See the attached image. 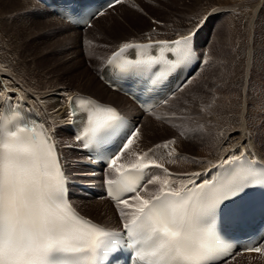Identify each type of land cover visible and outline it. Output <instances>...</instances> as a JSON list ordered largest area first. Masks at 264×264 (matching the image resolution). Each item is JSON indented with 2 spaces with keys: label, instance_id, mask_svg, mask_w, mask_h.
<instances>
[{
  "label": "snow or ice",
  "instance_id": "6c2138e0",
  "mask_svg": "<svg viewBox=\"0 0 264 264\" xmlns=\"http://www.w3.org/2000/svg\"><path fill=\"white\" fill-rule=\"evenodd\" d=\"M121 3L124 0H109L106 7ZM105 10L92 13L87 25H91V18L104 15ZM211 16L212 13L204 16L179 39L156 41L158 58H141L142 51L137 58H123L132 49L144 48L124 43L107 62L108 70L122 80L144 85L146 99L142 106L151 114L156 106L155 94L164 90L167 79L198 59L196 37ZM166 52L173 53L176 59H168ZM10 91L0 85V95ZM79 104L85 113L80 117L82 128L75 133V139L78 147L95 153L87 157L92 163H102L105 171L117 175L115 180H105L106 194L115 203L125 231L122 234L107 230L75 212L68 199L69 178L56 149L54 133L49 134L42 125L37 132L34 120L29 125L23 121L8 123V118L2 117L0 264H119L109 257L120 250L134 254L131 264H216L218 260L228 264L233 245L224 226L242 223L254 213V198L264 195V164L249 159L243 151L239 156L233 153L213 165L234 173L231 179L224 183L208 179L197 184L201 173H186L187 179L179 181L183 187L176 189L173 185L178 178L162 163L148 158L152 149L137 154L134 163L120 162L138 142L140 124H132L115 107L97 101L81 99ZM70 107L69 115L77 116L76 102L71 99ZM14 115L19 116V111ZM175 143L170 140L155 147L169 149ZM168 155L174 156L175 149ZM151 168L161 170L163 175H149ZM189 183L191 188L187 187ZM148 185L160 186L154 198L151 194L148 198L141 195ZM244 251L264 254L258 244H249Z\"/></svg>",
  "mask_w": 264,
  "mask_h": 264
},
{
  "label": "rangeland",
  "instance_id": "374dc122",
  "mask_svg": "<svg viewBox=\"0 0 264 264\" xmlns=\"http://www.w3.org/2000/svg\"><path fill=\"white\" fill-rule=\"evenodd\" d=\"M222 8V11H216ZM16 11L18 13L14 16L17 18L21 15L23 19L18 24L27 22L24 16L26 8L17 6L10 14ZM214 11L215 14L212 13L209 22L197 35L199 50L201 46V53H208L207 57L201 54L205 66L197 73L192 85L174 102L156 111L155 116L144 117L143 121L141 119L140 131H144L133 145L132 155L140 149H152L148 158L153 159L155 155L174 148L175 155L168 156L165 163L168 162L174 171L182 175L197 165V158H204L206 153H211L224 136L226 139L234 133V138H237L238 127L244 119L250 138L253 139L251 141L264 160V0H127L122 8L112 11L102 19L92 33L83 31L76 35V47L69 50L60 39L63 36H46L48 27L30 26V33L19 36L17 44L8 41L10 33L4 34L5 29L0 27V41L10 44L13 49L10 52L0 49V66L6 67L14 79L30 92L59 89L66 95L82 92L112 103L124 113L130 114L125 110L129 101L120 98L114 100L99 88L98 70L104 59L126 42L167 38L182 31H190L204 16ZM14 16L9 19L10 26L17 28L19 26L13 22ZM107 26L108 31L105 29ZM51 27L53 26H49ZM55 29L62 31L60 28ZM250 47L253 57L247 71L248 58L245 53ZM237 55L241 57L242 67L241 72L233 78V68L239 66ZM76 59L81 65L72 66ZM227 107L230 108L228 113ZM157 115L159 119L156 118ZM165 115L171 117L165 118ZM227 116L240 117L241 120L237 125H229L226 122ZM224 117L226 123L222 119ZM151 121L156 124L150 123ZM65 129L67 128L62 126L58 133L59 130L64 133ZM64 134L69 138L60 133L58 136L60 135L62 146H65L64 151L70 158L68 163L74 165L70 164V172L75 179L88 180V171L80 168V160L84 155L81 154L78 158L75 156L76 149L67 146L72 142L73 136L67 132ZM170 140H175L176 143L170 145L169 149L155 147ZM158 186L154 185L153 191ZM96 202L99 201L83 198L78 208L109 227L116 228L120 225L121 221L111 203L96 206L99 210L111 213L113 221L108 223L98 212L93 213L89 208L81 207ZM230 264H264V254L240 255Z\"/></svg>",
  "mask_w": 264,
  "mask_h": 264
},
{
  "label": "bare ground",
  "instance_id": "6f19581e",
  "mask_svg": "<svg viewBox=\"0 0 264 264\" xmlns=\"http://www.w3.org/2000/svg\"><path fill=\"white\" fill-rule=\"evenodd\" d=\"M123 5H124V3L116 4L114 7H111L107 11H105L104 15L96 16L95 18H93L90 26H88L85 29H79V28H76V26H73L70 23L66 22L65 20H63L59 16L48 12L46 10L44 4H42V3L40 4L37 0H0V27H1V29L2 28L5 29L4 34H9L10 33V35H9L7 40L10 41V42L13 41L15 44H17L16 42H18L19 36H24L25 34L28 35L30 33V28H29L30 26L48 27V29L45 32L46 36L48 35V37H50V38H56V37L63 36L60 39L63 40L62 41L63 43H66L65 47L67 48V50H69V49H71L73 47H76V44L74 43L75 39H76L75 38L76 35L82 34V32L84 30L86 31L87 34L92 33L94 28L98 24L101 23L102 19L106 18L108 16V14L111 13L112 11L115 12L116 10L122 8ZM17 6L24 7L27 10L24 13V16L27 19V22H25V23H23L21 25L18 24V23H19L20 19L23 20L22 16L19 15V14H18L19 17H17V18H16V16H14V15H16L18 13V11L13 12V13L10 14V12L15 10ZM222 10H223V8L219 9V10H216V11L218 12V11H222ZM216 11L211 12V13L215 14ZM13 16L16 18V20H15V18H13V22L16 25L19 26L17 28H14V27L10 26V20L9 19L11 17H13ZM59 23L61 25H59ZM250 24L252 25V23H250ZM49 26H53V27L49 28ZM55 28H60L62 31L59 30V32H58ZM105 29H107V31H108L109 27L107 26ZM65 31H66V34H63ZM188 32L189 31H185V32L182 31L180 33L173 34L172 36L167 37V38H165V37L157 38V39H151L150 38V39L141 40V41H135V42H143V41H149V40H171V39H175V38H180L182 35H185ZM51 40H53V39H51ZM196 41H197V46H198L199 40H198L197 37H196ZM45 43L46 42H44L43 44H45ZM56 45H57V43H55L54 46H56ZM1 48L7 49L8 52H10V50L11 51L13 50V49L10 48V44L7 45L6 42L4 43L3 41H0V49ZM210 48H212V47L210 46ZM78 50L80 51V49H78ZM79 51H78V53H79ZM199 51H200L199 55L201 56V60H200V62L198 64V67L202 64V62H204V59H203V57L201 55L203 53H201L202 52L201 50H199ZM245 55L248 58L247 59L248 60V62H247L248 63V67L246 69L248 71L250 63H251V60H252V57H253L252 56L251 47L248 49V51L245 53ZM238 56L239 55H237V57ZM107 57L105 58V61H106ZM240 58L241 57L239 56V60H238L239 66L235 67L233 65L235 67V69L233 68L234 71L232 72L233 73V78L235 76H237L238 72H241L240 70H241V67H242L241 66L242 62H241ZM30 60L31 59H29V60L27 59V61H30ZM105 61L99 67V72L101 71L102 67L105 65ZM68 63H69V60H68ZM232 63H234V62H232ZM78 64L81 65V62L78 59H76V61L72 64V66L78 65ZM82 68H83V66H82ZM9 72L10 71L6 67L0 66V85H3L5 88L11 90L10 92H5L3 95H0V109L2 108L3 103L5 102V100L7 99L8 96L12 95L14 97V95H15L17 97H23V98H25V100H27L29 103H31L34 107H36L41 112V114L44 116V119L48 123L49 127H51L52 130L55 133L56 132L58 133V129L61 128L62 126L63 127L65 126L67 128V126L69 125L70 118H71L70 115H69V113L71 111V109H70V98H71L73 93H71L69 95H66L65 92H63V91H61L59 89V90H54V91H49V90L48 91H42V90L41 91H39V90L31 91L33 93H36V94H32L30 91H28L22 85V83L18 82L16 79H14V77L11 75V72L10 73ZM194 72H195V70H194ZM194 72L190 75V77L192 76V78L190 79V77H189V79H190L189 82L186 81L184 84H182L183 87L180 88V90H179L180 92L179 91L176 92V96L174 98H172L174 96L173 95L165 104L160 105L157 109H154L151 113L163 109L164 106H167L170 102H174L179 96H181L183 91L188 86L192 85L191 84L192 81L196 80L194 78H196L197 73L195 75H193ZM99 81H100L99 82L100 90H102L108 97H111L114 100H116L117 98H120L121 100H125L126 99V101H129V106L127 105L126 109H125L126 111H128V113H130V114H127V115H129L136 122L141 121V119H142V117L144 116L145 113H143L136 106L135 103L130 101V99L127 98L125 95H123V94H121V93H119L117 91H113L110 88H108L100 79H99ZM220 101H221V98H220ZM218 102H219V100H218ZM224 104H225V101H224ZM229 109L230 108L227 109L228 110L227 113L230 112ZM210 111H212V110H210ZM133 112H135V113H133ZM208 113H210V112H208ZM204 114H206V113H204ZM244 114H243V116H244ZM148 116H150V115H147L146 118ZM164 117L166 118V117H171V116L165 115ZM219 119H221V118H219ZM222 119L225 122V117L222 118ZM205 120H207V119H205ZM240 120H241L240 117H235V116H227L226 117V122L229 123V125H232L234 123L237 125V123L239 124ZM244 122L245 121L243 119L241 126L238 127L239 134H238L237 138H234V135H235L234 133L229 135V137H227L226 139H224L225 136L223 135L224 136V137L222 136L223 139L219 140L217 142V145H216L217 147L213 151H211V153H206L204 158H200V159L197 158V161H198L197 165H195L191 169V171L185 172L182 175L179 174L180 176H179L178 180L187 179L184 176V174L192 173V172L201 173L200 177H202V179H204L205 178L204 173L205 172L209 173L211 171V169L213 168V165L219 164V162L222 159H227L233 153H235L237 156H239L242 151L243 152H248L249 154H254V156L252 155L254 159H256V160L258 159V160H261V161L264 162V160L262 159L260 153L257 151V148L254 147V144L251 141L252 138H250V134H249ZM150 123H153L154 125L156 124V122H154V121H151ZM230 130H232V129H229V131ZM143 131H144V129L141 130V134L143 133ZM59 133L63 137L64 136L68 137L67 134L62 133V130H59ZM231 133H232V131H231ZM251 133H252V131H251ZM253 138H254V136H253ZM242 145H247V147L242 148ZM75 156L78 158V157L81 156V153L78 150H76ZM168 156H169L168 155V151H163V152L159 153V155H155L153 157V159H156L158 161H167L168 160L167 159ZM87 160L88 159L86 157H84V158H82L80 160V168H82L83 170L85 169V172H87L86 168L84 167V166H86L85 163L87 162ZM83 162H84V164H83ZM88 177H89L88 180H87V178H84V180H82V181L78 180V179H76V181L78 183H84V182L87 183L88 181L91 182L89 184H91L93 186H96L95 188H92L90 186L91 189H93L92 190L93 194L86 196V195H82L81 193L77 192L78 191L77 189H73V192H74L73 193V200L75 201L76 204H80L81 200L83 198L87 199V200L92 199V200H95V201H99V202H96V203H93V204L82 205L81 207L82 208L85 207L86 209L89 208L90 210H92L93 213L98 212V215L100 217L104 218L107 223H108V221H113L111 213H106L105 210H99L96 207V206H101L104 203L107 204V202L110 203L106 198L98 199V195L101 194L100 193V189H102V186L101 187L98 186V183L101 182V179H100L101 178V174L99 172H96V171H91V173L88 174ZM80 178H82V177H80ZM100 202H103V203H100ZM249 254H255V253H249Z\"/></svg>",
  "mask_w": 264,
  "mask_h": 264
}]
</instances>
